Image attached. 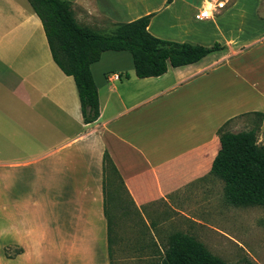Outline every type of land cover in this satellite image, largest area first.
<instances>
[{
	"label": "crops",
	"instance_id": "1",
	"mask_svg": "<svg viewBox=\"0 0 264 264\" xmlns=\"http://www.w3.org/2000/svg\"><path fill=\"white\" fill-rule=\"evenodd\" d=\"M65 1L75 22L96 32L154 13L150 35L224 48L143 79L134 76L128 52H102L89 66L99 114L84 124L74 80L52 60L28 1L0 0V264H110L103 155L137 209L156 202L172 208L175 194L213 192L216 132L249 112L238 109L242 100L220 96L234 90L235 78L231 84L227 77L248 57H231L233 48L209 19H190L203 8L200 0ZM185 7L189 20L182 21ZM160 15L169 37L152 29ZM194 21L203 23L200 32L193 31ZM250 23L252 41L264 37V20ZM263 128L264 114V138Z\"/></svg>",
	"mask_w": 264,
	"mask_h": 264
},
{
	"label": "rangeland",
	"instance_id": "2",
	"mask_svg": "<svg viewBox=\"0 0 264 264\" xmlns=\"http://www.w3.org/2000/svg\"><path fill=\"white\" fill-rule=\"evenodd\" d=\"M219 2L223 3V8L213 13V18L208 20L210 25L218 27L221 41H228L233 48L231 57H248L237 68V75L227 77L228 82L235 78L234 90L221 92L220 96L225 100H242L238 109H243V112L264 114V37L258 35V39L252 41L256 38L248 34L249 27H253L251 20H264V0H200L198 5L206 10L205 6ZM183 9L182 21L189 20L187 8ZM223 16L226 20L222 22ZM162 17L160 15L152 22V29L159 33L158 37L166 38L170 34L161 23ZM190 19L193 20L191 16ZM194 23L193 31L200 32L203 23ZM123 54L128 56V53ZM113 71L117 69L113 68ZM256 122L255 115L247 114L233 119L227 129L243 131ZM256 144L264 145L259 132ZM212 182L215 185L212 193L173 195L170 201L172 208L156 202L135 210L117 180L108 174L107 214L113 240L112 264H158L163 246L173 233L191 236L225 264H264V209L228 205L224 200L222 183L216 179ZM186 216L196 218L200 223H190Z\"/></svg>",
	"mask_w": 264,
	"mask_h": 264
},
{
	"label": "trees",
	"instance_id": "3",
	"mask_svg": "<svg viewBox=\"0 0 264 264\" xmlns=\"http://www.w3.org/2000/svg\"><path fill=\"white\" fill-rule=\"evenodd\" d=\"M39 18L54 63L71 75L76 87L82 121L93 123L98 118V98L89 66L102 52L126 51L130 55L134 76L138 79L159 77L167 67L195 63L206 55L221 51L224 46L214 42L209 47L162 40L150 35L147 26L154 13L133 21L114 24L108 33L79 26L65 0H27ZM253 114L257 122L250 128L232 132L229 123L240 116ZM226 120L217 130L218 151L209 174L222 183L225 202L234 207L257 206L264 209V145L256 144L262 113L248 112ZM103 214L107 221L108 259L112 260L111 229L107 214L108 174L117 180L123 194L136 210L122 181L107 155L102 159ZM116 201V193L113 191ZM5 252V251H4ZM16 250L14 254L19 253ZM158 264H225L210 254L191 236L173 233L168 236Z\"/></svg>",
	"mask_w": 264,
	"mask_h": 264
},
{
	"label": "built area",
	"instance_id": "4",
	"mask_svg": "<svg viewBox=\"0 0 264 264\" xmlns=\"http://www.w3.org/2000/svg\"><path fill=\"white\" fill-rule=\"evenodd\" d=\"M223 8V3L219 2V3H214L211 5L210 9H200L197 12H195V14L193 15V20L195 21H204V20H208L210 18L213 17V13L215 10L217 9H221ZM113 79H117L116 75L112 76Z\"/></svg>",
	"mask_w": 264,
	"mask_h": 264
},
{
	"label": "bare ground",
	"instance_id": "5",
	"mask_svg": "<svg viewBox=\"0 0 264 264\" xmlns=\"http://www.w3.org/2000/svg\"><path fill=\"white\" fill-rule=\"evenodd\" d=\"M206 9H210L211 8V4H209V6H205Z\"/></svg>",
	"mask_w": 264,
	"mask_h": 264
}]
</instances>
